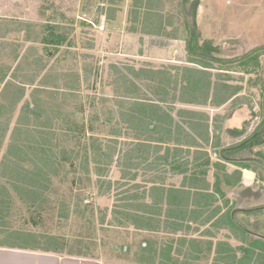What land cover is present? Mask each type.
I'll list each match as a JSON object with an SVG mask.
<instances>
[{"label": "trees", "instance_id": "obj_1", "mask_svg": "<svg viewBox=\"0 0 264 264\" xmlns=\"http://www.w3.org/2000/svg\"><path fill=\"white\" fill-rule=\"evenodd\" d=\"M132 4L130 13L134 24H140L136 29L139 33L177 39V28L167 31L173 22L164 14L162 0H132ZM198 5L199 0H178V13L186 33V62L200 69L176 67L173 69L180 74L173 77L161 70L128 69L123 73L114 68L118 88H122L121 97L130 102L129 106L124 104L117 110L116 127H107V122L98 131L92 121L66 124L70 113L60 102L44 100L45 88L40 87L42 89L24 96V87L35 82L32 75H27L28 71L23 72L28 64L17 66L11 73L8 66L0 68V248L96 260L81 245L83 239L72 246L66 244L62 236L31 228L48 224L46 220L52 221L53 217L59 222L62 216H68L70 209L57 186L67 183L76 186L84 179L86 182L93 180L101 190L117 192L111 215L118 226L129 225L135 230L153 233L163 228L183 231L187 235L190 231L197 232V228L171 220H189L199 225L215 220L213 228L225 227L238 232L240 241L245 243L236 247L228 242L215 243L216 253H225L224 256L216 255V261L264 264V241L257 237L264 236L259 233V230L264 231V225L248 221L261 214L262 209L237 210L227 202L224 212L218 206L212 208L217 197H225L226 187L231 190L241 183L240 171L226 174L221 162H231L239 169H244L245 165L236 160L226 161L230 149L221 150L220 162L210 163L205 151L196 143L199 139H194L208 138V126L200 121V116L180 111V115L191 120L180 124L158 105L171 98L182 104L221 106L234 96L232 88L212 82L208 72L213 69L212 63L222 61L211 57V52L215 51L211 46L198 43ZM43 44L47 45L45 40ZM261 50L256 49L239 60L243 73L255 71ZM42 61L38 57L32 66L36 69V62L42 71L45 69ZM145 85L154 90L156 97L142 98L140 92ZM104 132L107 137L102 136ZM122 136L128 138L119 141ZM113 166L120 173L116 181L108 178ZM211 168L214 172L210 189L206 181ZM141 173L148 177L137 183ZM174 176H181L178 186L167 182ZM16 208L26 213L24 224L31 227L9 225ZM206 234L216 238L209 231ZM208 242L213 245V241ZM113 248L125 253L123 248ZM140 251L146 257L156 254L150 245L141 247ZM163 251L168 253V249ZM142 260L149 264L144 257Z\"/></svg>", "mask_w": 264, "mask_h": 264}, {"label": "rangeland", "instance_id": "obj_2", "mask_svg": "<svg viewBox=\"0 0 264 264\" xmlns=\"http://www.w3.org/2000/svg\"><path fill=\"white\" fill-rule=\"evenodd\" d=\"M132 8V0H0V68L8 66L11 73L17 66L28 64L23 72L28 71L27 75H32L35 82L24 87V96L27 97L35 89L45 88L42 98L61 103L70 113L66 124L71 126L75 122L92 121L98 131L107 122V127H116L117 110L130 102L121 97L122 88H118L114 68L123 73H127L128 69L161 70L178 77L180 72L173 68L196 67L186 62V33L178 13V0H162L164 14L173 22L167 31L177 28V39L139 33L136 29L140 24H134L131 17ZM196 24L199 45L211 46L215 50L211 52V57L222 61L211 64L212 81L221 84L226 81L232 87H240V97L234 100L237 101L234 104L245 105L250 113L241 131L229 132L235 136L246 128L250 133L256 128V131H261L264 129V50H261L264 48V0H199ZM43 40L47 45L43 44ZM256 49L262 51L258 66L255 71L245 74L238 62ZM38 57L43 60L45 69L42 71L36 65L38 63L34 64L36 69L32 66ZM140 93L147 100L156 97L154 90L146 85ZM170 99L158 105L165 114L172 116L185 106ZM233 106L228 105L218 112L208 110L207 113L216 117L215 122L221 125L220 115H225L223 119L229 118ZM107 132L99 136L107 137ZM124 138L128 136L118 139L122 141ZM237 154L233 152L232 157L249 158L255 155L252 150ZM145 175L141 173L136 182L144 181L148 177ZM119 177L118 168L113 166L108 178L116 181ZM174 181L167 180L168 183ZM257 182L255 192L230 196L237 209L264 206V202H255L264 194V176L262 181L259 177ZM57 187L70 209L68 216L59 220L60 223L53 217L52 221L46 220L48 224L26 226V213L20 210L22 208H16L12 211L9 225L31 227L41 233L48 231L62 236L66 244L72 246L83 239L81 245L95 256L93 261L106 263L139 262L140 248L147 242L156 247L164 244L178 247L180 235L139 231L129 225L118 226L111 215L117 195L113 189L110 192L105 188L101 190L93 180L86 182L84 179L76 186L67 183ZM248 221L264 225V209ZM198 228L193 233L195 238L205 240L202 234L207 226ZM210 231L216 237L214 242L227 241L232 247L245 244L240 241L238 232L223 227L219 230L211 228ZM259 233L264 235L263 230ZM260 238L264 241V236ZM113 247L123 248L125 253ZM210 258H204L198 264H212Z\"/></svg>", "mask_w": 264, "mask_h": 264}, {"label": "crops", "instance_id": "obj_3", "mask_svg": "<svg viewBox=\"0 0 264 264\" xmlns=\"http://www.w3.org/2000/svg\"><path fill=\"white\" fill-rule=\"evenodd\" d=\"M223 62L226 63L225 61ZM195 68L200 69L197 66ZM210 71L211 70H208L209 73H211ZM222 83L223 84L221 83L219 84L225 87H230L232 88V90H234V96L231 97V99L228 100L225 104L221 106H212L210 104L202 105V106L195 104L193 105L184 104L185 107L182 106V108L178 109L176 114L172 115L171 117H173L174 122H178L182 124L190 119L186 118L184 115H180L179 114L180 111L196 113L200 116V121L204 123L205 126L206 125L208 126V138L200 139L195 137L194 139H199L198 141H196V143L197 145H200V147L202 148L201 150L205 151V153L209 157L210 163L220 162L218 154L221 152V150L230 149L227 152L228 156L226 159L228 160L226 161L236 160L237 162H243V164L245 165L244 169L241 168L239 169L235 165L231 164V162H221L225 166L226 174H231L235 170H239L241 173V183L239 184V186L231 190L226 187L224 189L225 197L222 199H219L217 197V203H215L212 206V208L218 206L222 208V212H224L227 209L226 202L229 203L228 206L236 207V204L232 202L230 196L232 195L237 196L239 194L243 195L247 191L255 192V190H257L256 186L258 185L257 181L259 180V177L262 181V177L264 176V139H263L264 129H262L261 131H256L258 130V128H256L254 129V131L250 133V131H248L249 128H246V130H244L242 133L236 134L235 136L231 135V133L229 132L230 130H235L237 132L241 131L244 123L248 121V118H250V116H248L250 115V113L246 109L245 105L239 103L234 104L237 102L234 100L240 97V93H239L240 87L238 86L232 87L226 81H222ZM228 105L234 107L232 110V114L229 116V118L227 117L224 119L223 117L225 115H220L221 117L219 119L221 121V125H218L217 122H215L216 117L213 118V115L211 116L209 113H207L208 110H210L211 112L221 111L222 109L226 108ZM253 134H255L253 138L248 140V138ZM245 150H252V153L254 152L255 155L249 158L232 157L233 152L239 154L241 151H245ZM213 172L214 170L211 168V170H209L207 175L206 182L209 183L210 189L212 188L213 185ZM172 179L175 180L173 184L178 186L180 184L181 176H174ZM238 202H240V200H238ZM255 202H259V204H262L264 202V194H261L258 200H256ZM252 209H264V206L257 208H250V209H237V210H252ZM171 221L172 223H179L184 226L189 225L191 227L197 228V230L199 229L198 228L199 226H207L205 232L202 234L205 240L195 238L196 234L193 233L196 232L193 231H190L187 233V235H185L183 231H177V230L173 231L162 228L159 231L166 232L169 235H176V236L180 235V237H178L179 238L178 247L174 248L170 244H164L156 247L155 244H153L152 242L149 243L147 242L141 247L150 245V247L152 246L155 249L156 254L155 256L153 255L150 256L149 254L146 257L144 253L140 251L139 252L140 256L138 255L139 262L137 263L136 262L106 263L102 261H93L82 258H67L56 255H50V254L23 252V251L0 248V264H147L146 262H143L144 261L142 260L143 257L147 259L149 264H152L153 262H154L153 264H198L200 260L208 257H211L210 259L212 261V264H224L223 262L216 261V255L224 256L223 254H225V253H221V251H217L216 253L215 243H218L220 241L214 242L215 238L209 237L206 234L207 231L211 233L210 229L213 228L211 225L215 220H211V222L207 225L194 224L193 221H189V220L188 221L171 220ZM172 227L178 228L177 226H172ZM219 229L215 228V230H219ZM257 237L260 238V236ZM208 241H213V245H210ZM221 242H227V241H221ZM167 249H168V253H165L166 251L163 250H167ZM151 257H153V259H151ZM149 261H151L152 263H150Z\"/></svg>", "mask_w": 264, "mask_h": 264}]
</instances>
